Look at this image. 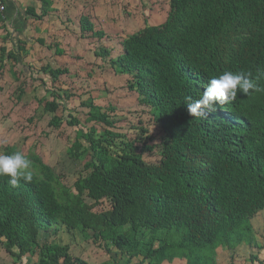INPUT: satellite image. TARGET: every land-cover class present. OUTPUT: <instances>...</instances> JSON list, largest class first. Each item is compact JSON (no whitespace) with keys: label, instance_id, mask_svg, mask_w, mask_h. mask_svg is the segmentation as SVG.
Returning a JSON list of instances; mask_svg holds the SVG:
<instances>
[{"label":"trees","instance_id":"obj_1","mask_svg":"<svg viewBox=\"0 0 264 264\" xmlns=\"http://www.w3.org/2000/svg\"><path fill=\"white\" fill-rule=\"evenodd\" d=\"M38 1V10L27 6L24 12L41 20L50 1ZM77 22L80 38L108 37L85 13ZM37 42L44 44L42 38ZM24 44L0 46V64H18ZM119 45L115 57L104 46L93 54L127 76V90L148 110L157 136L140 120L130 125L133 135L116 132L114 108L90 96L81 102L88 109L84 123L72 114L59 117L56 110L71 95L53 89L50 99L39 101L50 115L48 126L59 129L65 121L76 127L67 154L82 161V171L69 188L59 189L49 173L16 188L0 178L1 248L20 264L23 258L33 264H89L70 253L76 238L101 246L111 257L108 264L174 258L217 264L216 246L231 250L229 264H235L240 245L262 249L251 220L264 211V91L238 93L204 117L189 116L186 103L189 97L198 100L208 80L223 71L264 72V0H170L164 22L146 24ZM55 52L61 54L57 47ZM32 70L51 84L69 72L50 64ZM259 84L264 89V79ZM149 154L155 158L146 159ZM40 232L71 241L39 242ZM242 260L264 264L256 253Z\"/></svg>","mask_w":264,"mask_h":264},{"label":"rangeland","instance_id":"obj_2","mask_svg":"<svg viewBox=\"0 0 264 264\" xmlns=\"http://www.w3.org/2000/svg\"><path fill=\"white\" fill-rule=\"evenodd\" d=\"M49 1V14L42 20H32L29 33L22 34L26 51L19 57L20 62L17 64L12 60H6L4 65L0 64V152L6 154L14 151L23 152L32 161L33 175L36 178H44V174L49 173L53 178V184L59 189L69 188L82 171V161L67 154L69 144L67 139L73 138L76 127L68 126L65 121L59 129L48 126L50 115L44 111L43 103L39 100L50 99L53 89L68 91L71 96L67 97L65 106L60 105L55 114L65 119L72 114L80 123H84L88 109L82 106L81 102L90 96L101 106L114 108L113 113L118 119L115 124L116 132H128L133 135L134 130L130 125L137 124L140 120L149 133L157 136L154 125L149 122L148 110L139 105L135 92L127 90L125 85L127 76L116 74L105 60L94 56L93 51L104 46L111 51V56L115 57L121 52L119 41L126 35L143 28L146 24L158 25L164 22L170 0ZM80 13H87L95 29L104 31L108 37L101 41L93 38L82 40L74 26L76 21L74 16ZM68 16L71 17L67 18ZM38 37L45 40L43 45L36 41ZM4 42L12 48L11 42L9 43L2 31L0 46ZM48 45L51 48H48ZM56 47L60 50V55L56 54ZM23 63L24 74L20 76L18 73ZM27 64L33 68L50 64L53 67H65L69 72L51 84L42 74L37 76L38 73L35 74L33 68H28ZM32 77L42 78L44 83L38 79L33 80ZM19 89L22 92H19ZM145 158L152 160L155 154L154 156L149 154ZM251 223L255 237L262 245L264 211L257 213ZM45 239L59 240L61 243L71 241L64 234L40 232L39 242ZM70 245V253L85 259L89 264L111 262V257L101 246L83 243L78 238ZM235 251V264H248V260L242 259H247L250 253H256L264 260V246L256 250L240 245ZM214 253L217 263L229 264L231 250L216 246ZM182 261L184 262V259ZM33 262L34 260L30 258L22 259V264ZM0 264L20 263L0 246Z\"/></svg>","mask_w":264,"mask_h":264},{"label":"clouds","instance_id":"obj_3","mask_svg":"<svg viewBox=\"0 0 264 264\" xmlns=\"http://www.w3.org/2000/svg\"><path fill=\"white\" fill-rule=\"evenodd\" d=\"M261 79H264V72L259 70L255 76L251 72L223 71L208 80L198 100L191 102V98H188L186 112L191 117H204L207 111H215L235 101L238 93L248 96L264 91L259 84ZM31 168L32 161L23 152L14 151L10 154L0 152V178L6 177V183L11 187H19L21 182L31 183L33 180Z\"/></svg>","mask_w":264,"mask_h":264},{"label":"crops","instance_id":"obj_4","mask_svg":"<svg viewBox=\"0 0 264 264\" xmlns=\"http://www.w3.org/2000/svg\"><path fill=\"white\" fill-rule=\"evenodd\" d=\"M4 3L6 5V10L3 13H0V27H1L0 33H2V31H4L5 38L9 40V43L11 42L10 43L11 47H13L15 49V48H17V46L19 44H22V42H25V39H22V34L25 35L31 27L30 23L32 22V20H36V19H34L30 16H27L25 14V12H24L25 8L27 6H30V7L36 8L38 10V8L40 7V3L38 0H4ZM63 12H64V14L67 15V13L65 11H63ZM80 14H82V13H80ZM85 14H87V13H85ZM79 15L74 16L75 17L74 19L76 20L74 26L76 28L77 33L79 32V29L77 26V23H78L77 18L79 17ZM70 17L71 16H68L67 18H70ZM36 21H39V20H36ZM61 22H63V19H61ZM38 38H36V41ZM81 39L86 40L88 38H81ZM5 43L6 42H4L2 45H5ZM9 43H7V44H9ZM7 48H9V46H7ZM224 250H227V249H224ZM74 255H76V254H74ZM184 262H185V260H184ZM184 262L182 261V259L174 258L169 263L167 261H165L162 264H170V263H172V264H184ZM108 263L109 262H106V264H108ZM217 264H220V263H217Z\"/></svg>","mask_w":264,"mask_h":264},{"label":"built area","instance_id":"obj_5","mask_svg":"<svg viewBox=\"0 0 264 264\" xmlns=\"http://www.w3.org/2000/svg\"><path fill=\"white\" fill-rule=\"evenodd\" d=\"M6 10V5L4 0H0V13H3Z\"/></svg>","mask_w":264,"mask_h":264}]
</instances>
